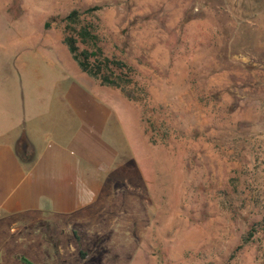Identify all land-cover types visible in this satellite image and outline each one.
I'll list each match as a JSON object with an SVG mask.
<instances>
[{"label":"rangeland","instance_id":"1","mask_svg":"<svg viewBox=\"0 0 264 264\" xmlns=\"http://www.w3.org/2000/svg\"><path fill=\"white\" fill-rule=\"evenodd\" d=\"M90 8L143 101L63 42L62 19ZM17 38L66 66L19 65ZM0 108L6 137L24 125L52 156L0 176V264H264V228L244 240L264 218V0H0Z\"/></svg>","mask_w":264,"mask_h":264},{"label":"trees","instance_id":"2","mask_svg":"<svg viewBox=\"0 0 264 264\" xmlns=\"http://www.w3.org/2000/svg\"><path fill=\"white\" fill-rule=\"evenodd\" d=\"M97 8H90L84 11L80 9L71 10L62 19L63 42L68 47L73 59L80 69L99 84L116 88L129 100L143 101L139 93L136 80V70L124 57L112 52L106 45L99 31V16L94 13ZM47 28L52 26L49 20L45 23ZM141 124L145 135L152 144L167 143L171 124L160 119L156 108L148 102L142 103ZM156 112V113H155ZM25 138L19 142L20 152H24L26 145ZM264 152V150H263ZM264 228V218L250 230L244 240L249 241L254 231Z\"/></svg>","mask_w":264,"mask_h":264},{"label":"crops","instance_id":"3","mask_svg":"<svg viewBox=\"0 0 264 264\" xmlns=\"http://www.w3.org/2000/svg\"><path fill=\"white\" fill-rule=\"evenodd\" d=\"M11 45L13 50L18 52L17 54L18 57H20L19 59L15 57L17 59V62H21L19 63V65L22 64L23 67L24 66L26 67L30 61L36 60L38 58L45 59L52 67L57 62H61L64 66H66L63 63L62 59L51 57L50 55H46L41 51L39 52L35 47V43L29 42L26 39L21 40L20 38H17L15 41L11 42ZM62 72L65 75V70L63 68H62ZM23 111L24 110H19L18 112L22 113ZM5 125L6 124H4L0 120V176L1 175H6L7 177L15 176L16 178H22V176H26L25 175L27 173L26 171L32 168L29 167L26 170L23 161L26 159L32 160L33 157H37L41 161V163L39 164L41 171L47 170L49 166L47 164H44V161L47 160L49 156H50L49 160H51L52 156L47 154L43 156L42 154H38V153L36 155L34 141L27 135L26 127L21 124L22 127L19 128L16 127L17 133H14V136L12 135L6 137ZM23 137L25 138L24 140L26 141V145L24 148V152L21 153L19 150V142ZM32 170H34V168ZM0 217H2L1 214ZM3 238L4 236H0V240H3ZM5 238H7V236H5ZM58 247L60 249H63L60 241ZM1 261H2V257L0 254V262Z\"/></svg>","mask_w":264,"mask_h":264}]
</instances>
